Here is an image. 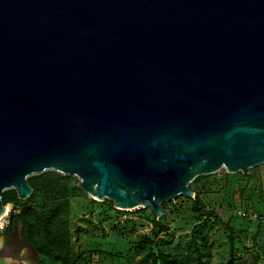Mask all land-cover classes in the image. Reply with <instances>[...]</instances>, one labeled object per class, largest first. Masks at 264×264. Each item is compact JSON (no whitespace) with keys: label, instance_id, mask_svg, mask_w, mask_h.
Wrapping results in <instances>:
<instances>
[{"label":"water","instance_id":"95a60500","mask_svg":"<svg viewBox=\"0 0 264 264\" xmlns=\"http://www.w3.org/2000/svg\"><path fill=\"white\" fill-rule=\"evenodd\" d=\"M264 162V0H0V218L56 170L116 207Z\"/></svg>","mask_w":264,"mask_h":264},{"label":"rangeland","instance_id":"374dc122","mask_svg":"<svg viewBox=\"0 0 264 264\" xmlns=\"http://www.w3.org/2000/svg\"><path fill=\"white\" fill-rule=\"evenodd\" d=\"M194 188L204 207L195 210L196 195L167 201L170 229L158 242L167 251L179 253L195 233L211 253L208 264H227L232 247L233 264H264V223L242 218L237 212L239 205L245 204L264 215V162L247 173L223 167ZM41 198L37 196V200ZM71 202L72 242L81 256L76 264H141L142 256L134 247L141 235L153 228L157 216L150 207L121 209L113 200L100 201L87 192L72 197ZM28 249L24 254L27 264H56ZM169 264L194 263L179 256Z\"/></svg>","mask_w":264,"mask_h":264},{"label":"trees","instance_id":"16d2710c","mask_svg":"<svg viewBox=\"0 0 264 264\" xmlns=\"http://www.w3.org/2000/svg\"><path fill=\"white\" fill-rule=\"evenodd\" d=\"M210 175L198 176L190 184L196 193V211L200 210L199 206L203 208L204 205L194 184ZM28 181L34 188L28 199H20L14 188L4 191V203H13L16 209L10 212V224L3 233L7 241L18 247L25 243L32 247L37 255L56 264H76L81 256L75 251L72 242L71 199L85 193L78 185L79 179L74 175H65L51 169L29 176ZM38 195H41V200H37ZM166 205L167 201L163 203L165 215L162 218L156 217L153 228L142 234L135 244V253L142 256L141 264H169L179 256L194 264H208L211 253L195 233L187 241L184 251L179 253L167 251L164 245L158 242L160 236L170 229L166 221ZM233 263L232 247L227 264Z\"/></svg>","mask_w":264,"mask_h":264},{"label":"crops","instance_id":"0c3cea01","mask_svg":"<svg viewBox=\"0 0 264 264\" xmlns=\"http://www.w3.org/2000/svg\"><path fill=\"white\" fill-rule=\"evenodd\" d=\"M3 233L0 234V264H13L14 262L18 264H27V257L24 254L29 250L28 248L30 246L27 247L25 243L19 247L16 245L13 246L12 242L7 241ZM34 253L30 251V255Z\"/></svg>","mask_w":264,"mask_h":264},{"label":"built area","instance_id":"2783aa9c","mask_svg":"<svg viewBox=\"0 0 264 264\" xmlns=\"http://www.w3.org/2000/svg\"><path fill=\"white\" fill-rule=\"evenodd\" d=\"M238 215L242 218L262 221L264 223V215L256 211L253 207L245 204H240L238 208ZM10 224L8 212L0 220V234L4 232L6 227Z\"/></svg>","mask_w":264,"mask_h":264},{"label":"bare ground","instance_id":"6f19581e","mask_svg":"<svg viewBox=\"0 0 264 264\" xmlns=\"http://www.w3.org/2000/svg\"><path fill=\"white\" fill-rule=\"evenodd\" d=\"M9 209H10V205L7 206V210H6V211L8 212ZM7 212H6V213H7ZM6 213H5V214H6ZM5 214H4V215H5ZM1 218H2V217H1ZM1 218H0V220H1Z\"/></svg>","mask_w":264,"mask_h":264}]
</instances>
